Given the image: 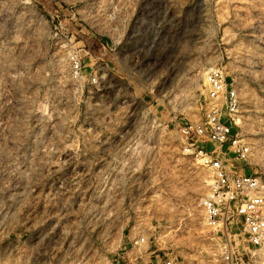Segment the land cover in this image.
Wrapping results in <instances>:
<instances>
[{
    "label": "rangeland",
    "instance_id": "374dc122",
    "mask_svg": "<svg viewBox=\"0 0 264 264\" xmlns=\"http://www.w3.org/2000/svg\"><path fill=\"white\" fill-rule=\"evenodd\" d=\"M211 66L264 183V0H0V264H264L206 219Z\"/></svg>",
    "mask_w": 264,
    "mask_h": 264
},
{
    "label": "built area",
    "instance_id": "2783aa9c",
    "mask_svg": "<svg viewBox=\"0 0 264 264\" xmlns=\"http://www.w3.org/2000/svg\"><path fill=\"white\" fill-rule=\"evenodd\" d=\"M206 79L214 105L203 122L185 128L187 134L217 145L214 150L191 145L193 152L197 149L196 157L211 174L210 187L203 198L206 219L214 227L239 226L247 248L256 250L264 244V183L260 177L234 172L228 167L222 155L225 146L235 159L246 160L249 154L248 145L239 134L233 133L230 122L238 112L239 99L235 89L227 86L226 74L221 67L211 66Z\"/></svg>",
    "mask_w": 264,
    "mask_h": 264
}]
</instances>
